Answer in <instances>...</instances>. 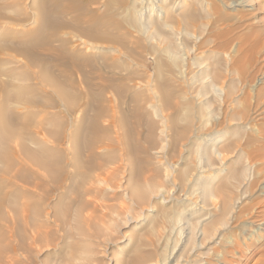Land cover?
Listing matches in <instances>:
<instances>
[{"label": "rangeland", "instance_id": "374dc122", "mask_svg": "<svg viewBox=\"0 0 264 264\" xmlns=\"http://www.w3.org/2000/svg\"><path fill=\"white\" fill-rule=\"evenodd\" d=\"M12 1L31 17L0 22V41L17 44L39 21L33 0H0L19 18ZM80 1L82 27L111 2L123 24L112 34L122 43L62 28L72 38L69 52L94 64L80 71L42 54L66 98L21 54L10 51L14 59L0 62V82L15 90L7 113L17 119L6 125L24 128L29 148L56 163L58 178L17 151L15 136L0 144V192L9 199L0 216V264H225L231 256L217 255L226 240L254 228L251 209L264 196V169L259 185L247 182L252 143L240 118L255 92L264 97V0ZM28 94L36 98L30 106ZM97 113L91 143L80 124ZM42 144L50 152L41 153ZM222 191L230 200L225 212Z\"/></svg>", "mask_w": 264, "mask_h": 264}, {"label": "bare ground", "instance_id": "6f19581e", "mask_svg": "<svg viewBox=\"0 0 264 264\" xmlns=\"http://www.w3.org/2000/svg\"><path fill=\"white\" fill-rule=\"evenodd\" d=\"M32 3H33L32 4L33 10L35 11L34 12L35 16L38 18V21H39L38 26H36L35 28H32L34 30L30 34H26L24 36V33H22L21 34L22 36L20 39H18L19 42L17 44H15L13 41H10V40L9 41H3V42L0 41V54L8 56L10 51H14V52L24 56L27 60V64H39L38 66H40V69H41L40 74H41V78L43 79V81H44V79L45 80H51L54 83L55 90L61 96L66 98L68 95L67 91H66L67 88L65 89L63 87L64 85L62 86L59 83H57L58 78L55 79V78H53L52 75H50V71H51V68L54 67V63H52L53 64L52 65V64H48L44 61H40V60L44 59L43 58V57H45L44 55H46V56L50 55L48 57L54 59L58 64L61 63L64 66L68 65V67L71 65L80 71L85 65L94 66L93 62L90 59H88L89 57L88 58H82V56H80L79 55L80 53H78V52H69L68 46H69V43L72 41V38L71 37L64 38L62 36V33H63L62 28H64L66 25H71V27L72 26L73 27L79 26V24H80L79 23V15H80L79 12L85 6L83 3H81L80 0H71V2L68 4H63V2L61 0H33ZM112 3L114 6V2H112ZM1 4L2 3H0V22L4 21L5 19H11L10 21L9 20H7V21H9V22L17 21L19 23L20 22L24 23L25 21H28L31 18L26 13L21 12L23 10V8L22 9L18 8V6H17L18 3L16 5L12 1V3L8 4V6H10L11 8L18 9L19 11L21 10L20 12L23 15L19 18H17V15L13 16V15H9L7 12H5L4 9L6 7V3H3L2 5ZM110 8H111V2H107V8H106L104 14L92 16V18L88 22L87 26H85V27L79 26V28H80L79 32L81 34L86 35V37H90L92 39L106 41V42L107 41H117V43L118 42L122 43V40L120 38L121 36L119 37L120 33L115 32V34H118V35H115V34H112V32H114V29H116V30L120 29L123 26V24L120 22V20H118L116 18V15H113L112 12L110 13V10H111ZM68 14L74 15V17L71 20H69V22L64 20V17ZM107 15L108 16L110 15V18L108 17L109 19H107V17H105ZM136 19H135V22L137 23ZM138 23H139V19H138ZM112 29H113V31H111ZM76 30H78V29H76ZM55 42H59L58 45L55 44ZM11 54H13V53H11ZM11 54L9 55L10 57L9 56L8 57L0 56V62L2 60H4L5 62H10L11 60H13L14 58L12 59L11 57H13L14 55H11ZM42 54H44V55H42ZM38 55H40V56H38ZM50 58H48V59H50ZM91 58H93V57H91ZM1 63H4V62L2 61ZM243 63H244V61H243ZM56 64H55V66H56ZM237 64H239V63H237ZM240 64H242V63H240ZM60 67H59V70H60ZM56 68H57V66H56ZM1 69H0V74L3 71V69H2V71H1ZM3 73H4V71H3ZM38 73H39V71H38ZM60 73H61V76L64 74L63 72H60ZM85 73H86V71H85ZM23 76L25 77V74H23ZM56 76L58 77V75H56ZM65 76H66V74H65ZM26 77L28 78L27 75H26ZM9 78H10V76H9ZM210 79H211V77H210ZM59 80H60V78H59ZM59 80H58V82H60ZM6 81H9V80H6ZM11 81H10V83H11ZM11 88H10L8 82L7 83H5V81H4V83L0 82V144L5 145L6 142H8L11 138H13L15 136L18 139L17 140L18 141V143H17L18 144V150L17 151L22 152L28 159H30V161L37 164L39 167L45 169L48 172L49 176L57 181L58 178L57 179L55 178L56 163L49 158H48L49 160L41 158L39 156L40 154H38L36 151L31 150L29 148V146L27 144V141H29V140L26 139V137H28L29 135L25 136L24 132H22V133L20 132V130L24 131V130H22L24 128H22L20 130H19V128H17L18 129L17 130L14 128L15 127L14 124L11 125L10 123H8L9 125L8 126L6 125V123H7L6 118L7 117H8V121H9V118H11L13 120L17 119L16 118L17 117L16 112H15L16 114H14V112L12 114H10V117H9V113H7L8 109H9L8 107H10L9 106L10 104L7 102H9L8 99L11 97L10 94H11V91L13 89V88L12 89ZM26 89L27 88H25L24 90H26ZM28 90H26L25 92H27ZM222 92H224V96L227 99L228 98V92L225 90H222ZM29 95L30 94H28V97L23 100L24 104H29L28 106H30V104L35 103V99H36L35 97H31L32 95H30V96ZM263 95H264V93H263ZM250 98H251V100H253V104L251 106H249L247 110L241 112L242 115L240 116V118L244 121V123H246V125L248 124V126L246 128L249 130L248 131L249 137H248L247 141L249 143H252L251 145H248L245 148L246 149V155H247L246 156L247 161H248V164L250 167V176H249L247 182L249 184H251L252 186H256L257 183L261 181L260 180L261 178L260 179L258 178V174L261 173L259 171V169H264V121L261 123L255 122L253 124L252 120H254V118H257V117H259V119L264 118V115H263L264 111L256 114L255 116L253 114L254 113L253 111H255V113H257V110L260 108H262V110H264V106H263L264 105V97L262 96V93H256L255 92ZM69 101L70 100H68V102ZM90 118H91L89 121L90 123L86 124V123L80 122L81 123L80 125L86 129V132L89 135L91 134L89 139H90V142L92 143L96 139V136L92 135V133H95L97 130H100L99 129V126H100L99 114L98 113L94 114V116L93 117L90 116ZM12 121H10V122H12ZM10 125L13 126V128L10 127ZM52 133H54V132H52ZM1 145H0V151L2 150ZM227 150H230V149H228V147H227ZM40 152L41 153L42 152L47 153V152H50V149L45 144H42L40 146ZM219 155H221L223 157L224 154L222 152H219ZM259 166H261V167H259ZM6 167H8V166H6ZM262 174L264 176V172ZM20 176L23 178L22 174L16 173L17 178H20ZM247 182H246V185H247ZM251 185H250V188H251ZM258 185H259V183H258ZM260 187L263 188V190H264V183L260 184ZM242 197H247V194L245 196L241 195V198ZM7 199L8 198L0 192V216H2V214H1L2 208L5 207V206H3V204L6 202ZM8 203L10 206H12V204L10 202H8ZM219 203H220L219 207H221L222 211L225 212L229 209L230 200H229L228 194L225 191L221 192ZM16 207H17V205H16ZM192 209L194 210L195 206ZM251 213H253L252 216H250V217H252V220L248 221V223H250V224L252 223L254 228L250 229L248 232H246V234H244L242 236V238H240L239 240L236 239V237L235 238L231 237L229 240H226L227 244L223 246V252H221V254H218L217 256L221 257V256L228 255V257L231 256L230 257L231 260L229 259V261H228V259H227L223 263H225V264H246L255 255H259V257H260V259H258V262L260 261L259 264H264V260H262L263 259L262 256H264V234H263V231H264V196L259 201H257L255 206L251 209ZM205 231L206 230L203 229V234L205 233Z\"/></svg>", "mask_w": 264, "mask_h": 264}]
</instances>
